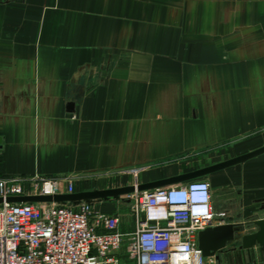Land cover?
<instances>
[{
  "label": "crops",
  "instance_id": "0c3cea01",
  "mask_svg": "<svg viewBox=\"0 0 264 264\" xmlns=\"http://www.w3.org/2000/svg\"><path fill=\"white\" fill-rule=\"evenodd\" d=\"M260 146L264 0H0V177L109 189ZM190 180L210 187L212 225L264 218V151ZM91 204L133 230L117 198ZM261 259L237 239L213 258Z\"/></svg>",
  "mask_w": 264,
  "mask_h": 264
},
{
  "label": "built area",
  "instance_id": "2783aa9c",
  "mask_svg": "<svg viewBox=\"0 0 264 264\" xmlns=\"http://www.w3.org/2000/svg\"><path fill=\"white\" fill-rule=\"evenodd\" d=\"M72 190L69 178L0 177V264H216L196 242L197 231L214 221L205 180L124 194L140 214L127 233L115 214L94 210L91 201L5 200Z\"/></svg>",
  "mask_w": 264,
  "mask_h": 264
},
{
  "label": "water",
  "instance_id": "95a60500",
  "mask_svg": "<svg viewBox=\"0 0 264 264\" xmlns=\"http://www.w3.org/2000/svg\"><path fill=\"white\" fill-rule=\"evenodd\" d=\"M264 151V146L257 147L246 153L231 157L229 159L219 161L207 166L199 167L192 171H187L174 176L139 183L135 186L126 185L109 189H95L90 191H81L74 193H60L45 196H12L5 200L15 201H53V202H72L91 201L95 199H115L121 195L130 193L134 190H148L156 187L175 184L185 180L193 179L224 168L226 166L241 162L249 157L255 156ZM1 200V199H0ZM255 229L251 232H242V226L234 223H219L217 225L206 226L196 233L197 247L203 256H212L217 258V253L225 246L226 242L237 239L238 248L246 249L252 246L264 247V218L255 219L252 221Z\"/></svg>",
  "mask_w": 264,
  "mask_h": 264
},
{
  "label": "rangeland",
  "instance_id": "374dc122",
  "mask_svg": "<svg viewBox=\"0 0 264 264\" xmlns=\"http://www.w3.org/2000/svg\"><path fill=\"white\" fill-rule=\"evenodd\" d=\"M128 176L130 178L131 177L133 178L132 174H129ZM132 185H135V184H132ZM117 203H118L117 211L119 212V214L121 213L124 216L132 217L133 225H135L136 219L140 218V214H135L134 211L131 209V207H130V205H131L130 199L125 197V195H121L119 198H117Z\"/></svg>",
  "mask_w": 264,
  "mask_h": 264
}]
</instances>
